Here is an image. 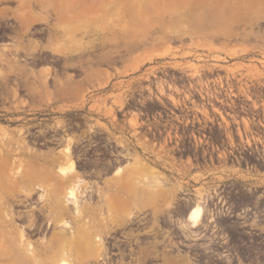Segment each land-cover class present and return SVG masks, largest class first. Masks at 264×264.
<instances>
[{
  "label": "rangeland",
  "instance_id": "rangeland-1",
  "mask_svg": "<svg viewBox=\"0 0 264 264\" xmlns=\"http://www.w3.org/2000/svg\"><path fill=\"white\" fill-rule=\"evenodd\" d=\"M0 7V24L17 21L27 37L40 29L42 67L30 75L35 88L40 91L42 84L43 90L38 113L0 115V128L8 134L0 153L25 173L47 166L52 153L59 155L73 140L78 172L96 185L92 193L77 195L89 228L99 231L105 242L107 258L99 264H264V209L260 207L264 199L210 192L225 183H232L234 189L264 187L261 177L247 176L236 167L194 173L192 164L140 162L137 168L133 161L128 163L136 168L133 190L127 192L120 190L112 175L122 164L114 168L95 163L96 172L86 175L75 156L81 148L79 137L65 138L58 146L33 143L36 130L44 134L64 129L81 117L98 125L100 115L83 110L84 106L92 102V108L99 94H129L130 73L138 69L144 79L161 60L193 73L201 59L222 63L239 50L233 71L244 70L251 88L263 93L264 0H0ZM27 43L26 55L32 56L37 44ZM164 52L165 56H158ZM57 85L70 93L68 103L54 98ZM26 108L34 110L33 104L26 103ZM45 153L50 156L43 157ZM157 181L164 182L165 188L150 194L149 183ZM8 188L0 186V202L18 211L25 224L32 214L41 226L35 240L49 237L47 207L38 199L40 192L25 184ZM197 193L206 196V211L198 226L183 233L178 222L194 206ZM121 201L127 211L121 210ZM224 239L229 240L222 244Z\"/></svg>",
  "mask_w": 264,
  "mask_h": 264
},
{
  "label": "flooded vegetation",
  "instance_id": "flooded-vegetation-1",
  "mask_svg": "<svg viewBox=\"0 0 264 264\" xmlns=\"http://www.w3.org/2000/svg\"><path fill=\"white\" fill-rule=\"evenodd\" d=\"M16 22L0 24V115L36 114L41 109V95L30 94L26 87L28 81L35 88L31 70L37 72L42 67L41 31L35 28L27 37L25 28ZM28 40L37 44L32 56L26 55ZM233 59L229 57L217 64L214 59H201L193 73L183 66L164 65L168 61L161 60L155 70L146 72L144 79L139 77L140 70H133L129 94H99L97 104L107 106L91 108L92 102L84 106L83 110L100 115L98 125L81 117V121H71L64 129L44 134L36 130L33 143L58 146L65 138L79 137L81 148L75 156L88 176L96 172L92 166L95 163L115 168L117 164L135 161L173 163L179 167L192 164L194 173L236 167L247 176L264 179L263 147L257 148L259 156L240 159L231 154L225 141L224 118L232 117V105L245 102L239 91L233 100L230 90L218 85V71L233 69ZM116 88L117 92L121 89L118 82ZM111 95L115 96L114 101L109 100ZM54 98L57 99L55 94ZM26 103L33 104L34 110H28ZM210 192L253 194L264 199V187L234 189L232 183H225ZM260 207L264 209V204Z\"/></svg>",
  "mask_w": 264,
  "mask_h": 264
},
{
  "label": "bare ground",
  "instance_id": "bare-ground-1",
  "mask_svg": "<svg viewBox=\"0 0 264 264\" xmlns=\"http://www.w3.org/2000/svg\"><path fill=\"white\" fill-rule=\"evenodd\" d=\"M165 55L166 52L158 54L159 57ZM228 55L236 58L241 55V51L236 50ZM7 138V132L0 128V146L5 145ZM72 143L73 140L69 139L59 155L53 152V157L44 168H35L25 173L18 163L14 164L0 153V186L11 188L25 184L37 189L40 192L39 201L44 202L47 207L45 230L50 231L49 237L35 240L34 237L41 231V226L35 223L32 214L27 215L28 223L25 224L18 211L0 202V264H99L107 258L105 242L99 231L89 228L90 225L86 222L87 212L82 208L81 197L77 195L92 193L96 185L83 179L78 172L73 159ZM26 151L29 152V149ZM49 156L50 153L43 154L45 158ZM59 159L62 162L57 163ZM134 164V167L140 168L137 162ZM133 166L131 163L128 167L117 166L112 174L120 182L122 191L133 190L132 180L135 179L136 172ZM149 185L152 188L150 194H155L158 188H165L162 181ZM196 196L197 200L194 206H190L184 221L178 222V227L183 233L189 227L198 226L206 211V196L204 198L200 193ZM146 199L154 200L151 196H146ZM120 204L121 210L127 211L126 202L121 201Z\"/></svg>",
  "mask_w": 264,
  "mask_h": 264
},
{
  "label": "built area",
  "instance_id": "built-area-1",
  "mask_svg": "<svg viewBox=\"0 0 264 264\" xmlns=\"http://www.w3.org/2000/svg\"><path fill=\"white\" fill-rule=\"evenodd\" d=\"M218 73L221 75L218 85L230 90L233 95L230 98L235 100L239 91L245 100L232 105V117L224 118L225 141L231 154L240 159L259 156L257 148H264V94L251 88L244 70L235 73L226 69Z\"/></svg>",
  "mask_w": 264,
  "mask_h": 264
},
{
  "label": "crops",
  "instance_id": "crops-1",
  "mask_svg": "<svg viewBox=\"0 0 264 264\" xmlns=\"http://www.w3.org/2000/svg\"><path fill=\"white\" fill-rule=\"evenodd\" d=\"M130 67L132 68V65H130ZM122 78V77H121ZM40 83H42V76L40 78ZM26 87L28 89V92L30 94H40V100H41V104H42V100H43V90H42V84L40 85V91H38L36 88L32 89V83L26 81ZM52 94H55L57 100H61L62 102L68 103L71 100V96L70 93L68 91H66V88L64 86H56L54 87V89L52 90ZM97 104V101L94 102L93 106L95 107Z\"/></svg>",
  "mask_w": 264,
  "mask_h": 264
}]
</instances>
